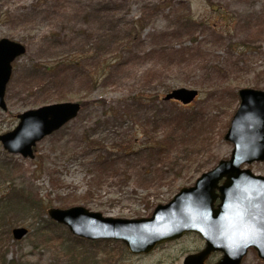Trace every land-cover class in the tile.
<instances>
[{"label":"rangeland","instance_id":"obj_1","mask_svg":"<svg viewBox=\"0 0 264 264\" xmlns=\"http://www.w3.org/2000/svg\"><path fill=\"white\" fill-rule=\"evenodd\" d=\"M179 16L192 24L180 25ZM131 28L133 47L125 51L114 42L123 39L120 32ZM2 39L21 44L26 52L13 63L7 109L0 108V135L13 131L20 122L18 116L27 111L67 102L81 105L73 121L34 147L33 159L10 154L0 143V216L6 218H0V228L2 235L8 232L9 247L4 263L16 259L15 264H86L79 260L84 252L94 257L93 264H183L188 255L204 249L202 237L189 233L150 254L132 255L119 241H79L66 226L51 220L48 210L81 206L105 217L149 218L158 205L169 203L182 188L194 186L204 173L229 160L234 146L225 135L240 106L238 92L264 91V0H0ZM194 43L210 58L209 71L193 65L202 58L184 56L182 48ZM160 46L170 50L164 56L152 54ZM64 59L80 62L82 72L93 66V72L104 76L102 82L94 88L79 78L69 84L45 75L44 66ZM69 72L65 75L73 76L77 68ZM151 76H161L164 83H156ZM181 88L199 91L185 113L197 118L200 131L186 140L194 149L191 155L184 154L181 146L172 148L163 158L169 164L157 169L156 153L142 151L149 141L141 132L154 130L149 123L155 111L161 118L172 112L175 101L165 96ZM138 93L164 98L142 110L132 103L120 104L121 99ZM164 132L165 128L155 130L156 139ZM105 148L112 151L110 158L120 161L93 164L95 157L106 156ZM7 164L15 171L5 172L10 170ZM244 168L264 176V162ZM147 170L152 173L146 174ZM15 188L23 189L25 198L19 201L21 207L8 212L14 209L8 202H17L11 194ZM27 199L40 202L37 213L43 222L62 227L49 224L53 232L48 237L77 239L69 237L67 245L58 240L46 243L29 218L34 212L26 209ZM16 228L29 232L16 240L12 233ZM89 242L109 243L91 246ZM68 245L78 249L76 257L66 255ZM212 255L206 264L222 257ZM242 264L264 261L251 250Z\"/></svg>","mask_w":264,"mask_h":264},{"label":"water","instance_id":"obj_2","mask_svg":"<svg viewBox=\"0 0 264 264\" xmlns=\"http://www.w3.org/2000/svg\"><path fill=\"white\" fill-rule=\"evenodd\" d=\"M26 48L8 39L0 40V108L7 109L5 96L13 73V63ZM240 106L225 140L234 149L229 160H222L204 173L192 187H185L167 204L158 205L149 218L105 217L78 206L51 208L48 216L66 226L74 236L89 241H119L132 255L150 254L158 246L199 234L205 248L188 255L183 264H206L214 253L223 258L216 264H241L253 249L264 261V176L246 165L264 162V91L241 89ZM199 97L196 89L181 88L165 100L189 106ZM81 111L79 103H59L27 111L18 116L19 124L0 135L5 151L34 158V147L73 121ZM26 228L13 230L22 240Z\"/></svg>","mask_w":264,"mask_h":264},{"label":"trees","instance_id":"obj_3","mask_svg":"<svg viewBox=\"0 0 264 264\" xmlns=\"http://www.w3.org/2000/svg\"><path fill=\"white\" fill-rule=\"evenodd\" d=\"M183 21H185V23ZM189 21L190 20L186 19L185 17L182 18V17L179 16V18H178V22L180 23V25L185 24L183 26H187ZM189 23L192 24V22H189ZM195 25L196 24H193L192 26H195ZM139 29H142V27H139ZM124 30L122 32H120V34L122 36H124V37H122L123 39L126 38V43L124 44L123 39H119L120 42L118 40H116L114 43L116 44L118 42L120 45H122L121 47L124 48L125 51H129V50H132V47H133V46L131 47V43L133 42V40L131 42H130V40H131V38H133L135 31L132 28L131 29H124ZM167 36H170V37L173 38L175 36V34H172V35L169 34ZM215 36H217L216 33H215ZM193 45H194L193 47L188 48V49H183L182 48V51L184 52L183 54H185L184 56L186 57V55L189 54V55L193 56L196 59L197 58H202V60L198 59L199 62H195V64H193V65L197 66L198 68H201L203 71H209L210 70V65H211L210 58L206 59L208 56L203 52V49L201 51V48H200L201 46L199 44H195L194 43ZM165 48H167V47H163V46L156 47L155 48L156 50H152L151 52H152V54H155L156 56H164L166 51L170 50L168 48L167 49H165ZM185 57H184V59H185ZM92 67L93 66L89 65V66H87L88 71L82 72V70L78 69V68L82 69V64L80 62H78L76 60H70L69 61L68 59H64V60H61V61L54 62V65L44 66L42 69L45 70V72H44L45 75L48 74V73L51 74V76L54 75L55 77L60 78L59 81H61V78H62L63 82L71 84L73 79L77 80L79 78V79H81L83 81V83L88 84L89 86H92V87L95 88V87L99 86V84L102 82L104 76L100 75L99 71L98 72H93ZM76 68H77V73L74 74L73 76L71 74H67V76L65 75L66 71L68 73L70 70H74ZM63 70H66V71H63ZM78 72H81V73H78ZM63 74L65 76H63ZM151 78L156 83H161V84L164 83L162 81L163 78L161 76H158V77L151 76ZM154 81H152V83ZM163 98L164 97H162L159 94L145 95V93H138L136 95H133V96L129 97L128 99H121L122 101H121L120 104L132 103L131 104L132 107L135 106V107L138 108V110H142V109L147 107V106H144V105L153 104L154 102H157L159 99H163ZM172 103H175V106H173V108H172V112H168L167 111L166 116L163 117V118L157 116L160 113L155 111V114H153V117H152L153 123H149V124H151L150 127L152 129H154V130H152L150 132L149 129H148L147 130L148 133L146 131H145V133L141 132L142 135H145V137L147 138V140L145 139V142L147 143V141H149V143H147V146L142 145V149H143L142 151H147L148 152V150H151L154 154L156 153L154 156L157 157L158 161H159L157 163V169L164 168V166L166 164H169L168 162L165 163L166 161H164L165 159H163V158L168 157L167 153L172 148L173 149H177L179 146H181L182 151H185V152H183L184 154L191 155L193 153L194 149H189V147L191 145L186 140L189 138L190 134L197 135L198 131H200V128H199L200 127V123L197 122V118L195 116L190 115L189 113H185V110L190 108L191 105L190 106H180V104H178L177 102H172ZM109 110L111 111L110 108H109ZM109 110L107 112H109ZM125 116H127L126 113H125ZM157 119L161 123H154V120H157ZM205 123H209V121H205ZM205 123H202V124L204 125ZM158 124L160 126H158ZM145 128H149V126L145 125ZM161 128H165L166 132H164L163 133V137L160 138V140H158V139H156L157 133H155V130H158V129H161ZM121 146H124V145H121ZM126 148H129V147H125V149ZM104 150H106V148ZM103 153L106 154V156L99 155V156L95 157L93 164L104 165V164H107V163L119 162L120 161L118 157H114V159L110 158L113 155V153L109 149L106 150V151H103ZM132 154H137V153L136 152H132ZM125 155H129V153L127 151H125ZM133 157H135V156H133ZM150 160H151V158H150ZM156 160L157 159H154V161H156ZM151 161H153V159ZM7 166H8V164H7ZM7 168H9V166ZM9 169L10 170L5 171V172L8 173V172H11V170L15 171V169H13V168H9ZM1 170L2 169H0V171ZM151 173L152 172H150V171L146 172V174H151ZM11 194H13V196L15 197L17 202L14 204V202L9 201V198H8V201H9L8 202V207L9 206L14 207V209L8 208L9 209L8 212H11L12 210L16 211L17 207H21L19 201H22L21 197L25 198V192H24L23 189H20V188L13 189ZM30 202H34V203H30ZM27 203H29V207L26 208V209L29 210L30 212L31 211L34 212V215H31L29 218L32 220L33 226L38 225L37 226L38 228H36L37 233L42 235V236H45L47 238L45 240L46 243L47 242H51V241L56 242L58 240V242H60V245H61V243H64L65 245H67V241L70 239L69 237L75 238V237H72L71 235H69V237H67V238H61L60 236L59 237L58 236H56V237H48L49 234L51 232H53L52 228H51V226L49 224L54 225L58 229H61L62 227L60 225L54 223V222H49V224H48L49 220H47V222L45 223V222L42 221V219L40 217H38V216H40L37 213L39 208H40V206H41L40 202L38 203L37 200L30 201V199H27L26 204ZM39 212H40V210H39ZM0 218H5V217L0 216ZM1 232H3V231L0 228V242L3 241L5 238L6 239L4 240L5 247L2 248V249L0 248V264H5L4 262H5V259L7 257V249L9 248L8 247V232L4 233L3 235H2ZM68 233L69 232H67L66 234H68ZM75 239H77V238H75ZM78 240L81 241V242H84L82 239H78ZM89 243L91 244V246H100L103 243H109V242H89ZM72 246L73 245H68V246H66V248H64V252H67L66 253L67 256L68 255L74 256L75 253L78 254L77 253L78 249H76V248H74ZM76 254H75V257H76ZM79 260H82L84 263L86 262V264H93L94 263V257L88 256V255H84V252L81 253V257L79 258ZM15 262H16V259H14L12 261H9L8 264H15Z\"/></svg>","mask_w":264,"mask_h":264},{"label":"flooded vegetation","instance_id":"obj_4","mask_svg":"<svg viewBox=\"0 0 264 264\" xmlns=\"http://www.w3.org/2000/svg\"><path fill=\"white\" fill-rule=\"evenodd\" d=\"M251 250H253V249H251ZM251 250H249V252H250ZM254 251H255V250H254ZM249 252H248V254H249ZM256 253H257V252H256ZM214 254H217V253H214ZM220 254H221L222 257H221L218 261H220V260L223 258V254H222V253H219V255H220ZM248 254H247V255H248ZM257 254H258V253H257ZM247 255H246V257H247ZM211 256H213V255H211ZM211 256H210V258H211ZM258 257H259V256H258ZM259 258H260V257H259ZM261 260H262V259H261ZM218 261H217V262H218ZM262 261H263V260H262ZM206 262H207V261H206ZM217 262H216V263H217ZM216 263H215V264H216ZM241 264H242V263H241Z\"/></svg>","mask_w":264,"mask_h":264}]
</instances>
